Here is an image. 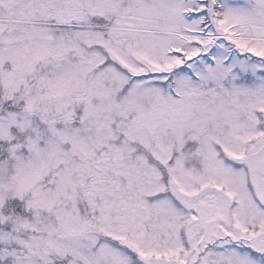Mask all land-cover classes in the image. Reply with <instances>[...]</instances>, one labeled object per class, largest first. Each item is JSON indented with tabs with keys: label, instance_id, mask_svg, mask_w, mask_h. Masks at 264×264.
Returning <instances> with one entry per match:
<instances>
[{
	"label": "snow or ice",
	"instance_id": "1",
	"mask_svg": "<svg viewBox=\"0 0 264 264\" xmlns=\"http://www.w3.org/2000/svg\"><path fill=\"white\" fill-rule=\"evenodd\" d=\"M0 264H264V0H0Z\"/></svg>",
	"mask_w": 264,
	"mask_h": 264
}]
</instances>
